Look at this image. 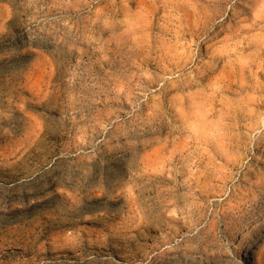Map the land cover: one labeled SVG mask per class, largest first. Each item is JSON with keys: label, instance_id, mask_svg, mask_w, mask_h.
<instances>
[{"label": "rangeland", "instance_id": "374dc122", "mask_svg": "<svg viewBox=\"0 0 264 264\" xmlns=\"http://www.w3.org/2000/svg\"><path fill=\"white\" fill-rule=\"evenodd\" d=\"M0 264H264V0H0Z\"/></svg>", "mask_w": 264, "mask_h": 264}, {"label": "bare ground", "instance_id": "6f19581e", "mask_svg": "<svg viewBox=\"0 0 264 264\" xmlns=\"http://www.w3.org/2000/svg\"><path fill=\"white\" fill-rule=\"evenodd\" d=\"M208 19V18H207ZM253 26V25H252ZM261 247V245L259 244V245H257L256 246V248L254 247L253 249H252V253L254 254L259 248ZM245 257H247V256H245ZM246 259V258H245Z\"/></svg>", "mask_w": 264, "mask_h": 264}]
</instances>
